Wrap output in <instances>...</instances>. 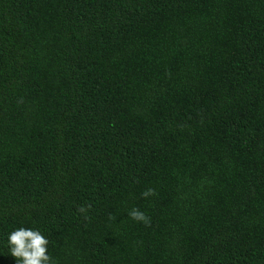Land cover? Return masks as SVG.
Returning a JSON list of instances; mask_svg holds the SVG:
<instances>
[{"label": "trees", "instance_id": "1", "mask_svg": "<svg viewBox=\"0 0 264 264\" xmlns=\"http://www.w3.org/2000/svg\"><path fill=\"white\" fill-rule=\"evenodd\" d=\"M19 227L55 264H264V0H0V264Z\"/></svg>", "mask_w": 264, "mask_h": 264}, {"label": "clouds", "instance_id": "2", "mask_svg": "<svg viewBox=\"0 0 264 264\" xmlns=\"http://www.w3.org/2000/svg\"><path fill=\"white\" fill-rule=\"evenodd\" d=\"M155 194V189L148 188L141 193V196L147 198ZM90 207V205L80 206L78 211L86 213ZM128 217L150 225V217L136 207L128 211ZM48 244L49 240L39 230L27 227H19L8 236L10 253L17 259L18 264H55L48 254Z\"/></svg>", "mask_w": 264, "mask_h": 264}]
</instances>
